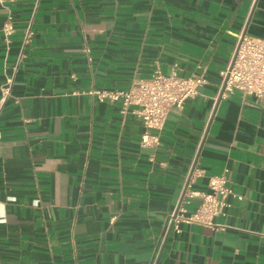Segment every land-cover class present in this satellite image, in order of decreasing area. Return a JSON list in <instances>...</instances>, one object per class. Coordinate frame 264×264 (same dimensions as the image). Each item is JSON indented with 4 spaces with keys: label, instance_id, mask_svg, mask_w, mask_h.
I'll list each match as a JSON object with an SVG mask.
<instances>
[{
    "label": "crops",
    "instance_id": "crops-1",
    "mask_svg": "<svg viewBox=\"0 0 264 264\" xmlns=\"http://www.w3.org/2000/svg\"><path fill=\"white\" fill-rule=\"evenodd\" d=\"M8 20L0 264H150L159 243L155 264H264V96L217 97L238 34L264 39V0H0ZM202 68L205 84L168 112L152 148L132 107L90 94ZM191 168L200 192L227 169L240 199L212 225L175 230Z\"/></svg>",
    "mask_w": 264,
    "mask_h": 264
},
{
    "label": "built area",
    "instance_id": "built-area-1",
    "mask_svg": "<svg viewBox=\"0 0 264 264\" xmlns=\"http://www.w3.org/2000/svg\"><path fill=\"white\" fill-rule=\"evenodd\" d=\"M30 26L31 24H28L24 29L22 48L32 35ZM13 31L10 20L0 27V33L5 37L11 35ZM204 73L205 68L188 77H180L175 71H171L168 75L155 71L148 79L133 81L127 89L93 90L90 94H93L99 101L108 99L111 102H119L123 114L132 107L131 112L141 120L144 128L139 144L141 147L152 148L159 145L157 132L162 130L168 112L172 108L181 109L186 100L197 95L198 88L206 82ZM219 75L218 98H225L234 91L255 98L263 97L264 39L247 35L244 32L238 34L230 59ZM10 86V80H7L1 88L0 110L10 95ZM193 169L191 168L182 181L180 200L168 220V226H172L175 230L181 221L212 225L213 218L228 205L226 202L228 197L240 199L229 186L227 169L208 177L207 192L192 188ZM191 199H199V204L193 213L186 216L184 206L189 204ZM159 244L150 264H155L160 249Z\"/></svg>",
    "mask_w": 264,
    "mask_h": 264
}]
</instances>
